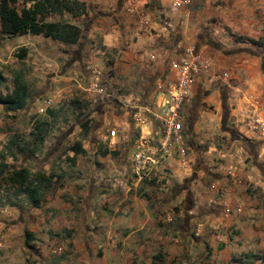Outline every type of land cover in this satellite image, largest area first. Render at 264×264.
I'll use <instances>...</instances> for the list:
<instances>
[{"label": "crops", "instance_id": "crops-1", "mask_svg": "<svg viewBox=\"0 0 264 264\" xmlns=\"http://www.w3.org/2000/svg\"><path fill=\"white\" fill-rule=\"evenodd\" d=\"M172 2L85 0V14L71 20L81 28L83 49L55 42L64 45L65 57L78 53L82 62L101 63L107 99L98 106L96 137L105 140L100 130L112 123L117 135L108 146L123 155L126 172L133 141L141 131H156L136 119V107L154 108L172 76L170 62L189 49L211 69L196 76L184 105L186 137L190 145L202 138L197 124L207 113L229 146L214 148L216 165L211 159L202 163V150L190 146L192 155L168 159L152 178L156 186L144 190L128 173L121 176L120 162L106 163L110 155L104 156L85 168L92 173L87 190L74 184L65 198L64 187L50 202L49 217L55 213L57 221L51 230L61 233L54 242L62 251L52 256L49 248L37 247L39 264H264V134L244 124L249 115L264 122V43H258L264 38V0H190L176 10ZM221 71L229 78L221 80ZM79 73L82 90L89 75L82 68ZM42 219L37 227L47 228Z\"/></svg>", "mask_w": 264, "mask_h": 264}, {"label": "rangeland", "instance_id": "rangeland-1", "mask_svg": "<svg viewBox=\"0 0 264 264\" xmlns=\"http://www.w3.org/2000/svg\"><path fill=\"white\" fill-rule=\"evenodd\" d=\"M81 44L75 45V48L81 51L83 49ZM60 45L62 44L31 34L11 38L0 36V71L5 78L1 92L6 94L13 90L15 71H20L24 75L28 86V99L24 109L7 112L0 105V152L4 151L5 146H9L13 141L19 140L22 144L27 142V147L35 151L34 155L18 152L14 158L8 156L5 163L10 167L26 169L29 190L37 188L38 195L42 199L40 207L35 208L31 205L28 195L17 196L8 186L0 188V264H39L35 256L38 254L37 247L49 248L51 250L49 254L52 256L60 253L57 249L61 246L54 240L61 233L51 230L53 229L51 224H56L57 221L55 213H52L51 218L49 217V213L54 210L53 205H49L50 202L55 200L58 190L64 187L67 189L60 194L65 198L71 197L69 188L74 184L77 190L81 188L82 191L87 190L92 173L85 171V168L103 162L102 152L105 150L113 151V147L108 146L107 140L102 138L98 140L96 137L101 127V108L98 106L107 98L100 101L97 96L99 101L92 102L88 93L83 91L94 79L91 73L93 68L101 72L99 79L103 82L104 69L101 70V63L82 62L78 53L65 57L64 47ZM22 47L27 48L29 55L18 59L17 54ZM40 54H45L44 59L46 60L41 62L38 58ZM65 58L68 62L64 61ZM63 62L65 65L67 63L66 69ZM70 68L72 70H68ZM81 68L89 75V80L87 84L82 85V90L77 89L78 83L83 82L82 75L79 73ZM67 71L69 73L64 78L68 79L64 80L61 77ZM108 91L111 95L112 90L108 88ZM91 96L95 97L94 94ZM110 99L114 106L119 104L112 96ZM41 123L42 125H39ZM83 124L87 127L85 128ZM111 124L105 125L100 133L105 135L108 130L114 129ZM215 125L217 122L212 120L207 113L202 116L197 124L198 135L201 134L202 138L192 139V145H190L189 139L185 137L186 157L193 154L192 149L194 148L192 147H195L198 148L197 150H202V153L198 152L197 156L202 163L210 165V161L214 160L215 165L217 164L214 148L220 152L221 149L228 147L229 143L227 135L219 131L218 133V128L214 129ZM227 125L235 133H240L237 128H234L236 124ZM39 133H42L43 142L34 139V135H39ZM75 143L82 145L85 150L84 154L74 155L72 153L70 147ZM127 146L128 140H125L123 147ZM12 150L15 151L13 147ZM259 150H262L261 147L258 148V152ZM132 153L133 149L128 152V158ZM118 154L108 156L109 161L106 163L120 162L123 173L121 176L126 177L128 172L125 171V158ZM196 159L195 156V161L191 163L193 164L192 170L195 168ZM42 178L45 180L41 181ZM48 180H50L47 183L49 186L46 185ZM141 182L143 187H138V189L144 190L146 185L156 186L157 179L154 181L145 179ZM41 219L47 221V228L46 225L37 227Z\"/></svg>", "mask_w": 264, "mask_h": 264}, {"label": "built area", "instance_id": "built-area-1", "mask_svg": "<svg viewBox=\"0 0 264 264\" xmlns=\"http://www.w3.org/2000/svg\"><path fill=\"white\" fill-rule=\"evenodd\" d=\"M190 0H173L172 8L178 9L182 5H188ZM168 24V23H165ZM172 71L171 78L165 82V90L159 102L154 108L150 106L136 107L135 117L142 120L144 124L148 121L156 131L140 132L133 142V153L128 158V173L135 182L144 179H152L159 168L165 166L170 158L184 159L187 154L185 144V118L183 109L189 97V92L195 82V78L201 72H208L211 69L210 62L192 49L187 50L182 56L170 62ZM94 79L84 88V91L94 94L92 102L102 101L105 97V90L101 86L99 76L101 72L97 68L92 69ZM219 78H229L228 72L221 71ZM142 117H145L142 119ZM245 126L250 131H259L264 134V122L253 115L245 118ZM116 136V130H108L105 140L113 144L111 139ZM226 213L231 208L225 209ZM237 211H240L237 208ZM59 252L62 248L57 249Z\"/></svg>", "mask_w": 264, "mask_h": 264}, {"label": "trees", "instance_id": "trees-1", "mask_svg": "<svg viewBox=\"0 0 264 264\" xmlns=\"http://www.w3.org/2000/svg\"><path fill=\"white\" fill-rule=\"evenodd\" d=\"M85 11V0H0V36L11 38L27 34L41 35L51 41H58L65 45H77L81 37V28L72 23L71 20L81 17ZM258 43L262 45L264 38ZM26 56L27 49L22 47L17 58L23 59ZM107 73L109 76L111 71L107 70ZM4 81L5 78L0 71V105L7 112L24 109L28 99V86L24 75L20 71L14 72L13 90L10 93L3 94L1 92ZM83 126L87 127L85 124ZM34 139L43 142L42 133L34 135ZM27 146V142L22 144L19 140L13 141L9 146H5L4 151L0 152V188L8 186L17 196L28 195L31 205L38 208L42 199L38 195L37 188L29 190L27 170L22 167H10L5 163L8 156L14 158L18 152L34 155L35 151ZM12 147L15 151L12 150ZM70 150L74 155L85 153L80 143L73 144ZM106 155L112 156L117 155V153L105 150L102 152V156ZM42 180L45 179L42 178ZM147 181L153 180L147 179ZM48 182L50 180L46 182V185Z\"/></svg>", "mask_w": 264, "mask_h": 264}]
</instances>
